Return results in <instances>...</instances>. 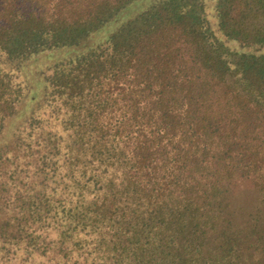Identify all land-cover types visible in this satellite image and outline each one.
<instances>
[{
  "label": "trees",
  "instance_id": "obj_1",
  "mask_svg": "<svg viewBox=\"0 0 264 264\" xmlns=\"http://www.w3.org/2000/svg\"><path fill=\"white\" fill-rule=\"evenodd\" d=\"M135 1L0 0V264H264V0Z\"/></svg>",
  "mask_w": 264,
  "mask_h": 264
},
{
  "label": "rangeland",
  "instance_id": "obj_2",
  "mask_svg": "<svg viewBox=\"0 0 264 264\" xmlns=\"http://www.w3.org/2000/svg\"><path fill=\"white\" fill-rule=\"evenodd\" d=\"M150 1L151 0H137L134 3H132L129 9L127 10L129 13L128 16H133L135 13H138L142 8L147 6V4ZM209 5H210V2H207L208 13L212 14L213 8L209 9ZM128 16L124 14V17L122 19H119L118 22L125 20L126 18H128ZM210 18L212 21L214 20L213 16H211ZM9 125H12V123H9ZM251 185L252 184L249 183V180L243 181V182L240 180L238 181L237 186L234 189V199L239 200L237 202H241L240 198L242 197V202L247 204L249 208L253 207V205L255 204V199H256V192H254V189L252 188ZM231 192H233V189Z\"/></svg>",
  "mask_w": 264,
  "mask_h": 264
}]
</instances>
